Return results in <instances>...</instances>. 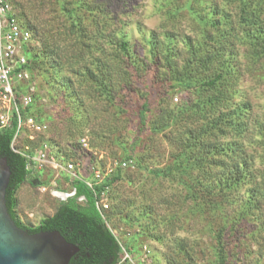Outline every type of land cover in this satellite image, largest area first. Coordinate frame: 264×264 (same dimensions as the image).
Listing matches in <instances>:
<instances>
[{"label": "rangeland", "instance_id": "1", "mask_svg": "<svg viewBox=\"0 0 264 264\" xmlns=\"http://www.w3.org/2000/svg\"><path fill=\"white\" fill-rule=\"evenodd\" d=\"M8 1L18 17L29 20L39 32L33 35L28 53L39 59L33 64L32 72L37 77L34 94L42 109L41 119L48 126L46 137L51 140L54 156L60 155L79 166L97 165L106 171L115 169L128 149L134 148L139 165L149 168L170 165L187 140L188 129L184 126L179 130L181 134L175 129L143 134L132 144V119L116 114L105 94H99L94 86L98 75L95 78L89 75L97 65L99 52L86 55L85 61L80 58L75 68L64 63L69 45L57 41L63 37L68 22L64 21L55 0ZM71 1L84 5H80L77 13L83 17L89 36H95L94 15L98 21L105 15L110 22V29L104 30L98 43L106 53L107 83L113 95L120 99H128L131 93L138 97L144 94L142 86L131 83L121 68L111 64L116 49L114 42L119 36L128 40L131 60L141 65L149 59L148 41H154L161 52L165 51L167 38H172L173 62L177 67L188 57V43L197 46L201 42L202 49H206L212 45V40L221 36H226L221 42L223 39L231 42L233 64L239 76L237 87L244 92L251 109L247 129L234 140L235 153L222 158L223 169L214 176L227 184L232 170L236 175L238 170H245L243 183L237 188L227 185L220 193L209 196L207 204L194 208L185 189L175 180L144 174L137 169L138 164L131 163L124 169L123 179L109 187L108 210L114 214L111 221L119 227L116 230L121 244L139 230L135 220H142L144 231L135 244H147L150 248L151 255L144 264H216L218 240L223 241L231 232L235 240L224 246L226 264H264V55L256 53L250 40L241 38L249 28L239 25L238 3L234 0H193L191 8L197 14L214 15L218 21L217 29L208 25L203 34L193 16L182 9L186 0ZM261 19L264 23V12ZM50 26L55 36L49 41L47 30ZM230 52L227 49L225 55ZM54 58L65 64L59 67L58 73L53 72ZM162 71L163 68L160 75ZM37 81L41 82V87ZM190 97L182 91L167 93L161 107L151 111V120H156V124L166 122L171 111ZM194 127L189 129L193 132ZM82 137L87 147L79 143ZM36 141L22 134L17 145L21 148L34 146L35 149ZM222 142H231V138L223 137ZM193 174L207 181L208 174L195 171ZM40 175V180L45 182L41 183L44 191L25 181L17 192L15 213L26 226H35L52 215L60 201L72 195L62 172L55 177V171L46 169Z\"/></svg>", "mask_w": 264, "mask_h": 264}, {"label": "trees", "instance_id": "2", "mask_svg": "<svg viewBox=\"0 0 264 264\" xmlns=\"http://www.w3.org/2000/svg\"><path fill=\"white\" fill-rule=\"evenodd\" d=\"M192 1L186 0L182 9L187 10L193 16L203 34L208 25L217 29L218 21L214 15L204 17L197 14L191 8ZM234 2L238 3L239 25L244 26L245 29L249 28L243 32L241 38L250 40L256 53L264 55V23L261 19V14L264 12V0H234ZM55 3L64 16V21L68 22L63 37L58 41L55 40L57 43L62 41L69 45L67 49L69 54L64 55V63L67 62V66L75 68L80 58L85 61L86 55L95 51L99 52L97 68L95 67L93 74L89 75L91 78L98 75L94 80V86L99 94H105L106 100L112 105L116 114L126 115L132 119V144H135L143 134L162 132L167 129H175L180 133L179 130L184 126L188 129L187 140L181 150L174 155L170 165L154 168L139 165L135 159L134 148H130L118 162L114 171L106 176L103 182L95 184V191L99 193L104 186L111 188L123 179L125 168L120 166L121 161H131L136 166L138 164L137 169L144 174L175 180L176 184L185 189L186 197L191 200L194 208L207 204L209 196L220 193L227 185L237 188L240 183H243L246 177L245 170H238L237 175L232 170L227 184L223 183L220 177L214 176L216 172L223 169L222 158L235 153L237 148L234 140L247 129L251 109L244 92L237 87L239 76L236 65L233 64L235 59L232 52L233 46L231 42L224 39L221 42V39L226 36L212 40V45L206 49H202L203 43L201 42L197 43V46L188 43V57L179 67L173 62L175 53L171 48L172 38H167V46L165 45L163 52L157 50L154 41H148L147 57L149 59L146 60L145 65H141L131 60L129 42L119 36L114 42L116 49L112 54L111 64L115 68H121L131 83L142 86V94H144L138 97L135 93H131V96L124 100L113 95L112 87L107 83V74L104 71L106 53L98 43L105 33L104 30L110 29L108 18L99 9L103 16L98 21L97 15H94L95 36L91 34L89 36L85 31L83 17L77 13V9H80V5L84 6L83 4L76 5L71 0H55ZM85 9L88 10L87 6ZM19 18L30 28L32 36L39 33L29 20H23L21 16ZM47 34L50 36L49 41L55 36L52 26L48 28ZM208 40L210 41V38ZM52 43L54 47L57 46L54 41ZM227 49L231 51L228 56L225 55ZM27 62L33 71V64L39 62V59L34 55H29ZM52 62L54 73H58L59 67H65V64L57 58H54ZM161 68H163V75H160ZM32 78L37 80L34 74ZM37 82L41 87V82ZM174 91L186 92L191 97L176 106L165 120L166 122L156 124V120L150 118L151 111L162 104L167 93L169 95ZM34 98V103L24 108L23 114L32 115L43 121L41 119L42 109L37 103L35 94ZM61 110L64 109L61 108ZM195 125H198V128ZM191 127H194L193 132L189 129ZM15 132L16 121L14 119L8 127L0 129V157L6 158L10 169L9 182L5 191V205L15 224L28 233L59 231L66 241L78 248L68 264H115L119 259L121 246L136 257L142 245L136 246L135 244L137 237L144 231L141 225L142 220L140 218L135 220L136 228L139 230L121 244L117 237L118 234L113 233V230L119 228L111 221V216L113 217L114 214H111L109 208L101 214L95 206V196L92 190L79 179L67 183L73 194L60 201L52 215L41 219L35 226H26L20 221L15 213L19 187L25 181H29L31 185L45 184V182L40 180V173L33 174L27 168L26 159L13 150L11 142ZM227 136L231 138V142H222V138ZM48 140L51 142L50 138ZM194 171L208 174L207 181L203 182L199 179L196 174H193ZM81 172L84 178H90L89 165L81 166ZM63 178L68 180L65 174ZM122 220L125 221L123 218ZM231 233L223 241L218 240L216 264L227 263L224 246L227 243L233 244L235 235L234 232Z\"/></svg>", "mask_w": 264, "mask_h": 264}, {"label": "built area", "instance_id": "3", "mask_svg": "<svg viewBox=\"0 0 264 264\" xmlns=\"http://www.w3.org/2000/svg\"><path fill=\"white\" fill-rule=\"evenodd\" d=\"M32 40L30 28L20 20L10 2L0 0V129L8 127L14 119L16 132L11 146L15 152L26 159L27 168L33 174H41L42 171L50 169L55 171V177L62 172L68 177V180H65L66 183L75 179L81 180L92 190L95 196V206L102 214L109 208V187L104 186L98 193L95 191V184L103 182L104 178L114 169L102 171L97 165H90L91 176L84 178L81 174V166L77 163L66 161L60 155L54 156L50 141L46 137L47 124L32 115L23 114V109L34 103L35 82L32 78L33 72L27 62ZM174 100L176 101V98ZM22 134H25L30 141L37 139V147L35 149H33L34 146L32 148L18 147V138ZM79 143L87 147L84 137L79 140ZM131 163V161H121L120 166L126 168ZM36 186L45 190L41 184ZM113 233L117 235L116 230H113ZM149 255H151L150 248L147 244L141 245L136 257L121 246L120 256L115 264H144Z\"/></svg>", "mask_w": 264, "mask_h": 264}, {"label": "water", "instance_id": "4", "mask_svg": "<svg viewBox=\"0 0 264 264\" xmlns=\"http://www.w3.org/2000/svg\"><path fill=\"white\" fill-rule=\"evenodd\" d=\"M10 169L0 157V264H68L78 251L57 230L28 233L17 226L5 205Z\"/></svg>", "mask_w": 264, "mask_h": 264}]
</instances>
